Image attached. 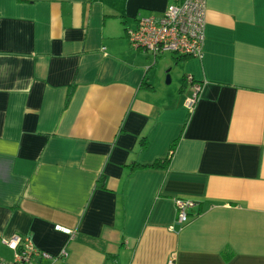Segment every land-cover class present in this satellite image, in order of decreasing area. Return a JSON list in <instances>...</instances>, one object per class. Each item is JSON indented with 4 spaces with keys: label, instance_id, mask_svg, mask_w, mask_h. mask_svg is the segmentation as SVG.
<instances>
[{
    "label": "crops",
    "instance_id": "obj_1",
    "mask_svg": "<svg viewBox=\"0 0 264 264\" xmlns=\"http://www.w3.org/2000/svg\"><path fill=\"white\" fill-rule=\"evenodd\" d=\"M174 1L0 0L1 260L21 236L40 264H264V0H205L200 57L131 49Z\"/></svg>",
    "mask_w": 264,
    "mask_h": 264
},
{
    "label": "built area",
    "instance_id": "obj_2",
    "mask_svg": "<svg viewBox=\"0 0 264 264\" xmlns=\"http://www.w3.org/2000/svg\"><path fill=\"white\" fill-rule=\"evenodd\" d=\"M205 0H175L167 6L164 13L139 18L134 28L126 30L131 49L150 54L153 59L170 53L178 57H200L204 42ZM200 86L189 82L184 105L192 111L199 96ZM176 221L182 227L191 215L197 203L187 199H175ZM54 230L68 236L73 232L67 227L55 225ZM12 251L13 259L0 264H40L44 260H54L49 253L38 249L28 237L14 236L6 242ZM167 264H174L169 259Z\"/></svg>",
    "mask_w": 264,
    "mask_h": 264
},
{
    "label": "trees",
    "instance_id": "obj_3",
    "mask_svg": "<svg viewBox=\"0 0 264 264\" xmlns=\"http://www.w3.org/2000/svg\"><path fill=\"white\" fill-rule=\"evenodd\" d=\"M176 58H179L178 60L185 59V57H178V56ZM184 80L186 82V78ZM142 145L145 146L144 140L142 141ZM175 146H176V142H174L171 145L170 152H169V157L165 158L164 160L156 161L154 164H152L149 167H151V168H163V169L167 168V166H168V164L170 162V156L173 153V151L175 149ZM104 182H105L104 177H101L99 179V184H98L99 188H103V189L105 188Z\"/></svg>",
    "mask_w": 264,
    "mask_h": 264
},
{
    "label": "rangeland",
    "instance_id": "obj_4",
    "mask_svg": "<svg viewBox=\"0 0 264 264\" xmlns=\"http://www.w3.org/2000/svg\"><path fill=\"white\" fill-rule=\"evenodd\" d=\"M175 58V56L174 55H172V54H170V53H166V54H164V59L165 60H169V61H171V60H173ZM159 61V60H158ZM170 68V69H169ZM171 68H172V70H171ZM176 68V66H174V65H172L171 67H167V69H166V74H165V79H166V77L167 76H169L170 77V79H171V77H172V79L174 80L175 79V77H174V75H175V73H174V69ZM174 82V81H173Z\"/></svg>",
    "mask_w": 264,
    "mask_h": 264
},
{
    "label": "water",
    "instance_id": "obj_5",
    "mask_svg": "<svg viewBox=\"0 0 264 264\" xmlns=\"http://www.w3.org/2000/svg\"><path fill=\"white\" fill-rule=\"evenodd\" d=\"M166 83L169 84L170 83V79L169 76L166 77Z\"/></svg>",
    "mask_w": 264,
    "mask_h": 264
}]
</instances>
